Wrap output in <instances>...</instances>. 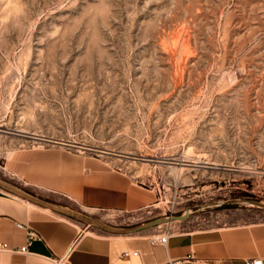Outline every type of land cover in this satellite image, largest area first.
<instances>
[{"label":"rangeland","instance_id":"374dc122","mask_svg":"<svg viewBox=\"0 0 264 264\" xmlns=\"http://www.w3.org/2000/svg\"><path fill=\"white\" fill-rule=\"evenodd\" d=\"M36 152L155 189L120 228L259 218L224 203L264 202V0H0V181Z\"/></svg>","mask_w":264,"mask_h":264},{"label":"crops","instance_id":"0c3cea01","mask_svg":"<svg viewBox=\"0 0 264 264\" xmlns=\"http://www.w3.org/2000/svg\"><path fill=\"white\" fill-rule=\"evenodd\" d=\"M22 171L30 187L27 193L113 227H122L157 202L155 189L136 185L127 174L97 159L36 152ZM17 224L39 236L25 254L17 251L26 244V231ZM176 226L110 234L0 188V245L11 250L0 251V264H166L182 259L186 264H245L256 257L264 261V214L193 231L175 230ZM166 232V243H159ZM126 251L138 255L123 258Z\"/></svg>","mask_w":264,"mask_h":264},{"label":"water","instance_id":"95a60500","mask_svg":"<svg viewBox=\"0 0 264 264\" xmlns=\"http://www.w3.org/2000/svg\"><path fill=\"white\" fill-rule=\"evenodd\" d=\"M0 188L7 190L8 192H11L18 197H21L31 203H34L36 205H39L41 207L47 208L49 210H52L58 214H62L65 216H68L72 219H75L77 221L83 222L89 226L96 227L102 231H105L110 234H115V235H128V234H133V233H138L141 231H145L148 229H152L164 224H168L172 221H181L185 220L188 218L191 214L192 211H186L184 213L174 215V216H167V217H162V218H157L153 219L149 222L134 226V227H126V228H120V227H113L107 224H104L98 220H95L93 218H90L80 212L74 211L69 208H64L55 204L48 203L46 201H43L41 199H38L34 197L33 195L23 191L22 189H19L15 186H12L4 181H0ZM223 204V203H222ZM224 204H242L248 207L252 208H258V209H263L264 210V202H258V201H253V200H233V201H228ZM218 206L221 205V203H215V204H210V205H205L202 207H199L197 211H201L205 209L208 206Z\"/></svg>","mask_w":264,"mask_h":264},{"label":"built area","instance_id":"2783aa9c","mask_svg":"<svg viewBox=\"0 0 264 264\" xmlns=\"http://www.w3.org/2000/svg\"><path fill=\"white\" fill-rule=\"evenodd\" d=\"M17 227L18 228H21V229H24L26 231V244L17 249L18 252L20 253H27V250H28V247L31 245V243L38 239L39 236L31 229L27 228V227H24L20 224H17ZM169 236V233L166 232L164 233L163 235H161L159 238H158V242L161 243V244H165L166 241H167V238ZM0 251H3V252H9L11 251L7 245L5 244H1L0 245ZM135 255H138V252L137 251H134V252H129V251H126L124 253H122V257H130V256H135ZM166 264H186V259H182V260H170L168 261V263ZM245 264H264V261H262V259L256 257V258H249L245 261Z\"/></svg>","mask_w":264,"mask_h":264}]
</instances>
